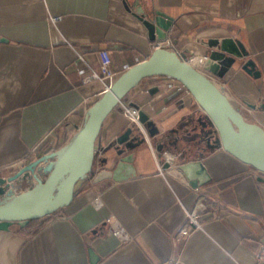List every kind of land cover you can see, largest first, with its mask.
Listing matches in <instances>:
<instances>
[{"label": "crops", "instance_id": "1", "mask_svg": "<svg viewBox=\"0 0 264 264\" xmlns=\"http://www.w3.org/2000/svg\"><path fill=\"white\" fill-rule=\"evenodd\" d=\"M141 4L174 20L168 38L187 61L205 55L202 41L210 38L243 43L260 79L239 63L223 79L211 74L210 60L198 69L248 122L264 128V0ZM134 15L122 0H0V178L11 179L0 205L38 184L18 176L40 162L45 181L55 162L51 156L83 126L103 95L99 80H84L101 76L99 52H108L116 73L150 57L152 43ZM180 86L164 76L140 82L96 139V159H108L106 166L96 164L75 185L69 205L40 230L30 233L28 222H21L0 232V264H255L264 254V174L222 150L212 123ZM136 104L168 135L164 151L179 156L177 165L200 161L209 182L192 187L178 168L160 174L162 140L146 137L134 152L135 176L92 183L98 171L115 169L116 139L130 126L123 112ZM193 210L202 228L180 236ZM107 219L127 240L110 234Z\"/></svg>", "mask_w": 264, "mask_h": 264}, {"label": "water", "instance_id": "2", "mask_svg": "<svg viewBox=\"0 0 264 264\" xmlns=\"http://www.w3.org/2000/svg\"><path fill=\"white\" fill-rule=\"evenodd\" d=\"M122 2L125 9L135 14L143 24L151 43L168 39L174 23L172 18L149 6L144 7L141 0ZM2 42L5 40L0 39V43ZM202 44L206 46V55L213 63L211 74L215 78L223 79L239 63L243 72L256 80L260 79L261 73L256 69L254 61L248 58L249 53L238 39L210 38L202 41ZM157 76L174 79L183 85L219 134L222 150L264 174V128L248 122L214 81L189 61L182 60L174 51L160 48L154 50L146 61L121 74L103 93L73 139L51 156L55 162L45 181L0 205V232L8 231L15 223L49 217L68 206L73 198L75 185L93 173L96 164L103 168L108 163V159L97 160L95 156V142L106 118L140 82ZM133 107L139 110V124H131L116 139L114 150L119 160L115 169H103L95 173L93 184L105 180L118 182L135 176L132 165L134 152L147 144V138L162 140L157 145L159 153L171 144L166 141L168 135L160 132L156 122L148 114L137 104ZM202 118L198 121L206 126ZM165 168H169V165L166 164ZM178 170L192 187L203 186L210 180L200 161L180 164ZM10 187L11 179L0 178V196H4Z\"/></svg>", "mask_w": 264, "mask_h": 264}, {"label": "built area", "instance_id": "3", "mask_svg": "<svg viewBox=\"0 0 264 264\" xmlns=\"http://www.w3.org/2000/svg\"><path fill=\"white\" fill-rule=\"evenodd\" d=\"M58 19H53V21H56ZM152 48L153 50L164 48L170 51H174V44L173 42L168 38L165 41L162 42H155L152 43ZM177 53V55L182 58L181 53L174 51ZM100 63H101V76L96 75L95 73H92L90 77L84 79L85 81H90V80H99L102 85H103V93L106 92L111 85L116 81V79L119 77V75L123 74L124 72L130 70L131 68L128 66L124 67V70L120 73H116L111 70V60L109 58V54L106 51H101L98 53ZM79 58L83 61L82 57L79 56ZM184 58H182L183 60ZM185 60V59H184ZM209 58L207 57L206 53L205 55L202 56L201 64L194 66L197 70H199L201 73L202 70L198 69L203 67L206 63H208ZM191 63V61H189ZM82 74L83 72L80 71ZM204 75H207L206 73H203ZM209 77V75H207ZM211 78V77H210ZM183 90H186L183 85L180 86ZM187 91V90H186ZM140 108V107H139ZM141 109V108H140ZM124 117L129 121V124H139V110L134 108V107H126L123 112ZM161 162L158 164V170L160 174H164L166 171L169 169H175L178 168L179 164L177 165V161H179V156L175 154H171L167 151H163L161 153ZM168 164L169 168H165V165ZM43 164L40 162L36 164V167H32L29 171L23 172L18 176V179H23L24 177H31L37 183L43 181V177L40 174V170L43 168ZM45 166V165H44ZM180 177L181 174H179ZM11 188V187H10ZM9 188V189H10ZM8 191V190H7ZM107 224H109V232L111 235H114L118 237L121 240H127V236L124 235L123 231L120 229L117 223L114 221H111L110 219L106 220ZM202 228L201 221H199L198 218V212L196 211H191L187 213V221L183 228L180 230L179 235L180 236H189V234L194 231L195 229H200ZM255 264H264V254L259 253L256 256Z\"/></svg>", "mask_w": 264, "mask_h": 264}, {"label": "trees", "instance_id": "4", "mask_svg": "<svg viewBox=\"0 0 264 264\" xmlns=\"http://www.w3.org/2000/svg\"><path fill=\"white\" fill-rule=\"evenodd\" d=\"M48 219L49 217H46L43 222H40V219L29 221L28 224L32 227L30 233L40 230V228L44 225L45 222H47Z\"/></svg>", "mask_w": 264, "mask_h": 264}, {"label": "bare ground", "instance_id": "5", "mask_svg": "<svg viewBox=\"0 0 264 264\" xmlns=\"http://www.w3.org/2000/svg\"><path fill=\"white\" fill-rule=\"evenodd\" d=\"M202 57H194L192 58L191 64L194 66L200 65L201 64Z\"/></svg>", "mask_w": 264, "mask_h": 264}, {"label": "rangeland", "instance_id": "6", "mask_svg": "<svg viewBox=\"0 0 264 264\" xmlns=\"http://www.w3.org/2000/svg\"><path fill=\"white\" fill-rule=\"evenodd\" d=\"M187 61V60H186Z\"/></svg>", "mask_w": 264, "mask_h": 264}]
</instances>
